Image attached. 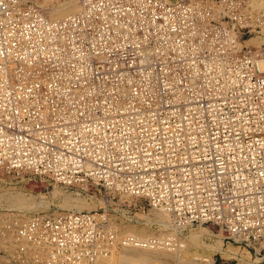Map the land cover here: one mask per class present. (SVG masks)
I'll return each instance as SVG.
<instances>
[{"label": "built area", "instance_id": "obj_1", "mask_svg": "<svg viewBox=\"0 0 264 264\" xmlns=\"http://www.w3.org/2000/svg\"><path fill=\"white\" fill-rule=\"evenodd\" d=\"M68 1L0 0V171L104 204L0 207L7 262L176 247L118 229L158 233L155 210L219 229L225 261L264 264V43L244 42L264 37V0H72L53 18Z\"/></svg>", "mask_w": 264, "mask_h": 264}, {"label": "rangeland", "instance_id": "obj_2", "mask_svg": "<svg viewBox=\"0 0 264 264\" xmlns=\"http://www.w3.org/2000/svg\"><path fill=\"white\" fill-rule=\"evenodd\" d=\"M255 36H252L253 38ZM245 40V43H248V40ZM22 176V175H21ZM20 194L22 198L33 200L36 203H42V205L35 208L34 211L29 210L28 212L19 211L18 217L20 219L25 218L31 213L38 212V211H51L55 208H62V209H73V210H80V209H91L99 206H103L104 201L101 200L100 203L97 201H86L82 197L76 196L73 193L72 189H64L48 179H43L39 177H22L20 180L13 178L10 173H6L0 171V207L8 208L5 202V198L9 197L10 194ZM2 199V200H1ZM43 201V202H42ZM111 204V203H110ZM142 207L143 210L147 211L146 204L141 200L132 201L129 206H126V209L133 210L137 207ZM111 207H114V204H111ZM15 210V209H14ZM6 218H8L6 216ZM148 222L154 223L157 226L159 232L156 233L155 229L150 227L142 228L137 225L127 224L133 228H142L145 230H151L154 234L153 236H161V235H168L172 237L175 235V241L178 246L177 248L169 247L166 249L174 248L178 249L179 247L189 246L188 252L191 254V259L195 260V258H199L201 256L215 258L214 264H234V261H225L223 260V253H219L215 249L212 251L211 249L207 248L209 244L216 245V243H220L222 245L223 251L225 252H237V247L235 245L226 244V247L223 245L225 241H222V234L220 233L219 229H215L212 226H192L183 229H176L172 226L171 220L158 212L151 211L146 216ZM125 224H119L120 226ZM136 226V227H135ZM166 229V231H164ZM186 243V245H184ZM189 243V244H187ZM205 244V245H204ZM195 245V247H194ZM197 245V246H196ZM121 249V248H116ZM225 249V250H224ZM172 250V249H171ZM6 249H0V264H9L6 260L5 255ZM201 254V255H200ZM211 254V255H210ZM189 255V254H188ZM221 256V258L219 257ZM207 257V258H208ZM2 258V259H1ZM242 258V257H241ZM240 258V259H241ZM243 259V258H242ZM2 260V262H1ZM163 260H167V257H163ZM5 261V262H4Z\"/></svg>", "mask_w": 264, "mask_h": 264}, {"label": "bare ground", "instance_id": "obj_3", "mask_svg": "<svg viewBox=\"0 0 264 264\" xmlns=\"http://www.w3.org/2000/svg\"><path fill=\"white\" fill-rule=\"evenodd\" d=\"M255 4L259 5L258 2H255ZM78 7L79 6H78V3L76 1L69 0L68 4H65L63 7H60L53 12V18H60L66 14L75 12L78 9ZM251 37H249V38H251ZM249 38H247V39H249ZM248 43H250L252 45L263 44L264 43V37L255 36V37L251 38L250 40H248ZM260 68L264 69V62L263 61L260 63ZM23 172H25V171H23ZM0 198H1V196H0ZM4 203L7 204L8 208L19 210L22 212H28L29 210L34 211L36 207L42 205V203H36L33 200L22 198L21 195L17 194V193L10 194L9 197L5 198ZM155 212H158L159 214H162L163 216H166L167 218L170 219V217L166 213H163L160 211H155ZM192 226H209V225H201V224L192 225V224H189L188 226L175 227V228L176 229H183V228H188V227H192ZM133 227L125 224L123 226L121 225L118 229L121 232L135 234L139 237H148V236L151 237V235L154 234L151 230L142 229L143 227L142 228H133ZM220 233H221V231H220ZM156 237H158V236H156ZM220 243H216L215 246L209 244V245H207L208 246L207 248L211 249L212 251L215 249L216 251H219V253L220 252L223 253L222 256L227 258L228 257L227 254H229V253L223 251L222 245ZM187 244H189V243H187ZM184 245H186V243ZM190 245L191 244H189V246ZM189 246L179 247L178 249H174L177 247L166 249L167 247L164 248L163 246L153 248V249H148V248L138 249V248H131V247L130 248L129 247H115V248L111 249L110 253L106 257H104L100 260V264H179V263L186 262V261L193 262V259H191V254L188 252ZM194 247H195V245H194ZM116 248H121V249H116ZM163 257H167V260L166 261L163 260ZM207 257H208V255H207ZM207 257L201 256L199 258L200 262H197L194 260L193 263L194 264H212V262H214V259L210 258V257L207 258ZM195 259H198V258H195ZM241 260L244 261V259H242V258H241ZM1 262H2V260H1Z\"/></svg>", "mask_w": 264, "mask_h": 264}]
</instances>
